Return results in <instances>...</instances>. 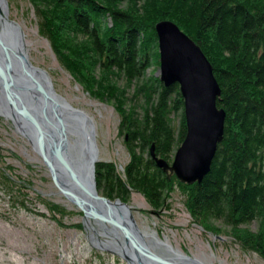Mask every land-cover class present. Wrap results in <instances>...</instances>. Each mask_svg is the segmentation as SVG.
Returning <instances> with one entry per match:
<instances>
[{
    "label": "trees",
    "instance_id": "obj_1",
    "mask_svg": "<svg viewBox=\"0 0 264 264\" xmlns=\"http://www.w3.org/2000/svg\"><path fill=\"white\" fill-rule=\"evenodd\" d=\"M42 1L51 6V20H44L54 53L85 81V60L128 82L142 78L150 47L157 45L154 25L159 20L173 21L201 46L221 89L217 105L226 111L224 137L210 171L202 182L189 185L155 166L150 145L169 161L186 128L178 84L165 87L157 78L153 104L140 118L125 115L121 121L129 151L123 173L113 162L98 161L97 190L125 202L132 190L162 207L177 182L186 191L194 222L219 234L212 221H223L243 248L264 260V0H151L121 10L97 0ZM59 30L67 36L80 33L86 40L83 49L71 47ZM178 112L176 129L170 116ZM254 220L255 231L241 227Z\"/></svg>",
    "mask_w": 264,
    "mask_h": 264
},
{
    "label": "rangeland",
    "instance_id": "obj_2",
    "mask_svg": "<svg viewBox=\"0 0 264 264\" xmlns=\"http://www.w3.org/2000/svg\"><path fill=\"white\" fill-rule=\"evenodd\" d=\"M6 1L9 18L24 33L31 63L45 71L58 95L92 118L98 161L113 162L116 171L122 174L129 161V151L125 129L120 124L125 115L140 118L153 104L152 89L156 88L154 80L159 77L157 45L150 47L145 75L133 82L116 72L101 71L87 60L88 80L78 79L54 53L49 41L44 19L46 16L51 20L50 4L42 0ZM97 1L102 6L121 10L140 7L151 0ZM104 18V23L110 24V18ZM60 34L63 33L60 31ZM68 35L62 36L71 47L79 44L83 49L86 40L80 33ZM91 78L93 81L88 86ZM180 115L178 112L170 116L176 129ZM171 187L172 192L162 207L151 205L142 193L130 190L127 203L132 206L136 224L148 238L155 233L175 250L199 258L205 264H264L258 253L242 247L230 233L232 227L225 226L223 221H212L219 234L194 222L186 208V191L177 182ZM241 227L255 231L258 221ZM100 228L104 232L99 223L86 220L81 209L59 192L30 142L15 131L12 121L0 116V264H128L114 249L94 246L91 234L97 236ZM106 234L98 236L103 241L113 238L118 243L122 239ZM155 247L166 253L162 247Z\"/></svg>",
    "mask_w": 264,
    "mask_h": 264
},
{
    "label": "water",
    "instance_id": "obj_3",
    "mask_svg": "<svg viewBox=\"0 0 264 264\" xmlns=\"http://www.w3.org/2000/svg\"><path fill=\"white\" fill-rule=\"evenodd\" d=\"M154 26L160 59L158 78L165 87L178 84L186 128L171 162L158 157L153 144L149 155L168 178L174 174L183 184L200 183L224 137L226 111L217 105L221 89L201 46L169 19ZM0 116L12 121L15 131L30 142L53 184L86 219L92 216L112 226L102 225L106 235L122 238L116 242L117 254L128 264H205L175 250L155 233L148 238L136 224L129 203L99 194L92 118L58 95L45 71L31 63L24 33L9 18L6 0H0Z\"/></svg>",
    "mask_w": 264,
    "mask_h": 264
},
{
    "label": "bare ground",
    "instance_id": "obj_4",
    "mask_svg": "<svg viewBox=\"0 0 264 264\" xmlns=\"http://www.w3.org/2000/svg\"><path fill=\"white\" fill-rule=\"evenodd\" d=\"M68 123H69V126L71 127V123L70 122H68ZM86 220H93L97 224L99 223L101 226L105 225V226L110 227V229H112V226H110V224H108L104 220H99V219L97 220L95 217H92V216H89V218H87ZM101 233H105V232H102V229L100 228V230L98 231V235L99 234L101 235ZM98 235L96 236V235L91 234V238H92V241L94 243V246H96L97 248H99V247H101V248H109V249L111 248V249H114L116 252H117V250H119V244L118 243L116 244V241L113 240V238L110 239V241L109 240L108 241H103V240H101V238H99ZM109 235H110V233H108V236ZM111 237H114V236H111Z\"/></svg>",
    "mask_w": 264,
    "mask_h": 264
}]
</instances>
